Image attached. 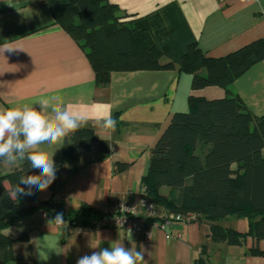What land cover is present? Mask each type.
I'll return each mask as SVG.
<instances>
[{"label": "crops", "instance_id": "obj_1", "mask_svg": "<svg viewBox=\"0 0 264 264\" xmlns=\"http://www.w3.org/2000/svg\"><path fill=\"white\" fill-rule=\"evenodd\" d=\"M109 1L136 16L176 3L199 47L211 57L264 39V0ZM5 43L16 48L0 52V109L34 104L39 110L40 99L61 95L66 104L86 108V125L97 136V144L73 161L64 159L65 139L40 146L50 155L54 153L57 179L46 192L39 191V198H62L67 212L79 211L83 205L99 209L127 198L129 191L138 197L150 150L172 115L187 111L190 95L206 99L226 95L225 89L216 85L192 89V75L177 66L113 71L106 87L97 86L85 52L53 21L45 0H0V45ZM230 89L253 115L264 114V59L238 76ZM115 113L114 130L98 125L106 117L114 119ZM20 163L2 161L0 173ZM117 163L124 166L115 169ZM161 192L166 194L168 189L163 187ZM52 220L39 210L3 230L14 239L13 257L35 264H76L79 257L120 241L126 248L142 251L140 264H196L203 245L212 264H264L263 256L249 252L256 246L263 250V241L247 237L241 245L213 242L203 218H185L170 227V238L162 230H152L147 238L145 231L127 234L113 228L81 227L76 224L80 218L70 226L66 221L50 224ZM220 223L240 232L246 229L242 217L227 216ZM22 235L25 237L20 239Z\"/></svg>", "mask_w": 264, "mask_h": 264}, {"label": "trees", "instance_id": "obj_2", "mask_svg": "<svg viewBox=\"0 0 264 264\" xmlns=\"http://www.w3.org/2000/svg\"><path fill=\"white\" fill-rule=\"evenodd\" d=\"M45 4L53 21L85 52L97 86L106 87L113 71L177 66L192 75V89L209 85L225 89L220 99L190 95L187 111L172 115L150 150L141 186L160 210L205 219L213 242L241 245L252 237L264 244V114L253 115L230 89L238 76L264 59V39L211 57L199 47L174 2L142 16L129 14L109 0H45ZM96 144L95 131L85 125L65 138L64 159L76 160ZM122 166L117 163L115 169ZM22 174H39V170L21 161L19 167L0 173V264H35L15 259L14 239L3 233L30 214L39 210L53 218L62 214L68 225L80 218L76 224L85 228L99 214V209L87 205L67 212L64 199L41 200L35 189L32 196H12ZM227 216L244 218L245 231L223 226L220 221ZM249 252L264 257V249L257 246ZM195 263L212 264L205 245Z\"/></svg>", "mask_w": 264, "mask_h": 264}, {"label": "clouds", "instance_id": "obj_3", "mask_svg": "<svg viewBox=\"0 0 264 264\" xmlns=\"http://www.w3.org/2000/svg\"><path fill=\"white\" fill-rule=\"evenodd\" d=\"M15 48L5 43L0 45V52ZM38 104L39 110L34 104L0 109V161L9 165H15L18 160L27 161L31 169L39 170V174L19 177L18 183L12 187L14 197L32 196L35 194L33 189L48 190L57 179V168L52 158L54 153L50 155L40 146L60 144L87 123L86 108L66 104L61 95L40 99ZM97 123L104 129L114 130L116 126V120L110 116ZM63 223L62 214L50 221V224ZM142 261V251L126 248L122 242L116 241L109 248L79 257L76 264H140Z\"/></svg>", "mask_w": 264, "mask_h": 264}, {"label": "built area", "instance_id": "obj_4", "mask_svg": "<svg viewBox=\"0 0 264 264\" xmlns=\"http://www.w3.org/2000/svg\"><path fill=\"white\" fill-rule=\"evenodd\" d=\"M139 193L140 195L136 197L132 196V191H129L127 198L110 201L99 208V214L94 219L93 225L87 228H113L127 234L145 231L147 238L151 236L152 230H162L167 238L172 237L169 228L183 222L185 216L181 213L167 212L157 208L147 196L143 186ZM188 218H192V216Z\"/></svg>", "mask_w": 264, "mask_h": 264}, {"label": "water", "instance_id": "obj_5", "mask_svg": "<svg viewBox=\"0 0 264 264\" xmlns=\"http://www.w3.org/2000/svg\"><path fill=\"white\" fill-rule=\"evenodd\" d=\"M197 217H199V216H197Z\"/></svg>", "mask_w": 264, "mask_h": 264}]
</instances>
